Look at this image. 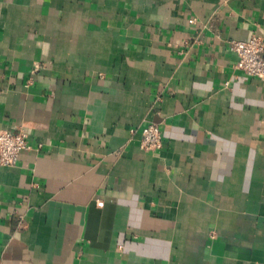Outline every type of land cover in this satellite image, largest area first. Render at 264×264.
Returning <instances> with one entry per match:
<instances>
[{"label":"crops","instance_id":"obj_1","mask_svg":"<svg viewBox=\"0 0 264 264\" xmlns=\"http://www.w3.org/2000/svg\"><path fill=\"white\" fill-rule=\"evenodd\" d=\"M253 36L264 0H0V264H264Z\"/></svg>","mask_w":264,"mask_h":264},{"label":"built area","instance_id":"obj_2","mask_svg":"<svg viewBox=\"0 0 264 264\" xmlns=\"http://www.w3.org/2000/svg\"><path fill=\"white\" fill-rule=\"evenodd\" d=\"M229 50L236 56L235 67L246 76L259 79L264 84V41L253 36L247 41L232 40L228 43ZM38 69L35 67L34 71ZM162 147V134L158 126L148 123L141 131L139 148L153 153ZM27 135L22 132H0V166L16 165L21 152L29 150Z\"/></svg>","mask_w":264,"mask_h":264}]
</instances>
